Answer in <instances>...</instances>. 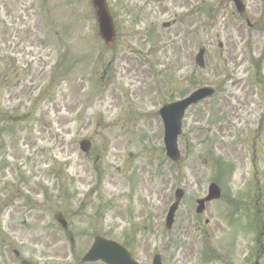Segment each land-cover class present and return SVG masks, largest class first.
Wrapping results in <instances>:
<instances>
[{
    "label": "rangeland",
    "instance_id": "1",
    "mask_svg": "<svg viewBox=\"0 0 264 264\" xmlns=\"http://www.w3.org/2000/svg\"><path fill=\"white\" fill-rule=\"evenodd\" d=\"M121 2L108 46L91 0H0V246L43 264H77L98 232L128 240L144 264L157 252L166 264H264V32L241 45L242 29L219 19L208 28L198 10L192 44L184 21L173 27L184 36L151 46L132 33L150 23L134 8L143 0ZM231 30V62H219L227 54L218 56L215 34ZM207 39L201 70L190 53ZM151 59L162 87L149 75ZM195 83L219 88L187 112L173 163L155 108ZM83 138L92 142L88 154ZM212 181L224 195L197 214ZM174 184L185 194L167 231ZM225 194L242 200L237 215ZM58 216L77 235L72 245Z\"/></svg>",
    "mask_w": 264,
    "mask_h": 264
},
{
    "label": "flooded vegetation",
    "instance_id": "2",
    "mask_svg": "<svg viewBox=\"0 0 264 264\" xmlns=\"http://www.w3.org/2000/svg\"><path fill=\"white\" fill-rule=\"evenodd\" d=\"M242 6L241 10H238L234 0H202L201 4L207 7L210 10H215V12H225L227 17H225V23L230 24L234 23L235 27L238 29H244L255 31L259 27V17L263 19L264 13V0H241ZM117 4H122L121 0H117ZM195 0H143V6L136 8L139 11V20L145 19L149 20L150 23L148 26L144 27V33H138L136 30H133L132 33L135 35H142L146 37L153 36V41L155 45L160 43L162 40H166L168 35H185V30L182 28L180 32L173 31V27L182 24V22H188L189 27L187 28L186 36L189 44L194 42V30L190 31V27L194 29V12H195ZM109 11H113V3L107 2ZM118 6V5H117ZM119 6V7H120ZM122 10H127L122 7ZM128 10H133L132 7L128 6ZM110 11V13H111ZM159 13L158 16H164L160 20L157 17L153 16V12ZM114 15V13H113ZM157 22L160 23L159 26H155ZM187 25V24H186ZM146 33V34H145ZM223 37L226 44H229V41L233 42L232 30L223 34H217L216 38ZM238 38L237 36H235ZM221 40V39H220ZM210 41H208L209 43ZM219 44V39L217 40ZM23 258L17 253V249L11 246H0V264H21ZM35 264V262H33ZM49 263L41 262L39 264Z\"/></svg>",
    "mask_w": 264,
    "mask_h": 264
},
{
    "label": "water",
    "instance_id": "3",
    "mask_svg": "<svg viewBox=\"0 0 264 264\" xmlns=\"http://www.w3.org/2000/svg\"><path fill=\"white\" fill-rule=\"evenodd\" d=\"M95 3L99 7L98 14L100 16L102 33L105 35L106 39L109 40L111 38V35H109V33H107V32H108L109 27H110V22L108 20V17H107L106 11H105L104 2H103V0H95ZM104 30H107V31H104ZM180 108L184 109L183 105H180ZM180 118H181V114L177 117V120H176L178 123L177 131L173 133L174 137L170 138L171 140L168 142V154L174 160H177L178 156H179V152L177 150V145H176V139H177V134L180 132ZM175 134H176V136H175ZM81 147L83 150L87 151L88 147H89V143L87 141H83V142H81ZM211 191H212L211 198L219 196V193L216 192L217 189L215 187H212ZM202 205H203L202 201H199V207H198L199 212L201 210ZM172 215H173V212L171 213V216L169 218V222H171V220H172ZM93 252H94V250H92V253ZM92 253H91V256H92ZM133 263H134V261L131 264H133Z\"/></svg>",
    "mask_w": 264,
    "mask_h": 264
}]
</instances>
